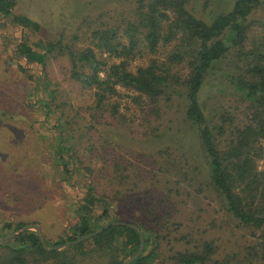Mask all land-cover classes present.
<instances>
[{
    "label": "trees",
    "instance_id": "trees-1",
    "mask_svg": "<svg viewBox=\"0 0 264 264\" xmlns=\"http://www.w3.org/2000/svg\"><path fill=\"white\" fill-rule=\"evenodd\" d=\"M133 4L130 18L92 30L89 45L81 47L76 40L30 42L24 31H39V23L14 13L17 0H0V28L21 30L18 41L11 34L7 37L14 45L12 49L4 47L5 65L17 70L27 85L22 114L14 116L0 107V124L4 120L6 124L10 120L28 121L31 115L40 113L42 128L48 133L52 122L53 130L49 137H40L41 143H46L45 150L50 152L49 163L58 169V183L71 188L73 223L64 237L46 244H66L117 221L112 214L122 201L125 208L135 206L146 215V219L133 222L143 234L144 249L132 264H264V0H233L230 8L228 5L209 22L188 10V0H134ZM160 48H168L163 59L157 56ZM51 59L67 60V78L92 91L93 103L83 113L60 99L64 95H59L57 88L44 86ZM226 59L232 73L224 75L225 82L243 110L239 122L222 114L218 123L207 115L200 93L211 72L219 70L218 65ZM138 61L143 64L134 65ZM34 70L37 77L30 73ZM120 89L137 93L130 99L139 107L143 98L147 100L149 112L131 118L143 123L161 119L160 103L169 105L179 100L182 122L194 135L205 168L204 186L217 207L216 214L224 217L220 227L230 230L229 238L198 237L196 221L192 225L184 222L185 215L180 217L179 210L168 205L184 204L190 194L182 187L187 192L182 196L179 184L187 182L191 188L196 181L189 177L195 166L183 153L179 155L183 161L177 162L182 170L177 171L184 181L166 189L167 201L153 199L143 209L138 204V197L149 195L147 190L157 178L155 155L170 153L167 148L151 152L145 148L146 152L140 154L141 149H135L134 144L137 138H132L134 143L127 140V144H119L123 153L112 160L94 153L92 145L87 147L91 164L99 165L100 173L105 172L108 186L95 183L90 164L84 165L81 159V145L99 116L108 115L126 126L127 117L117 101ZM31 129L40 136L39 128L33 125ZM157 131L154 128L152 133L140 136L158 139ZM150 142L147 138L146 143ZM140 159L144 164L148 159L153 161L145 172L138 164ZM39 163H45L43 155ZM197 191H202L201 185ZM25 225L3 220L0 238ZM207 226L204 233L217 228V220ZM87 245L91 248L84 251ZM139 246L134 229L112 226L67 251L47 252L37 233L26 231L0 246V264H46L50 259L58 260L55 264H84L85 258L96 264H122L136 254ZM80 248L81 262L68 257L67 253Z\"/></svg>",
    "mask_w": 264,
    "mask_h": 264
},
{
    "label": "rangeland",
    "instance_id": "rangeland-1",
    "mask_svg": "<svg viewBox=\"0 0 264 264\" xmlns=\"http://www.w3.org/2000/svg\"><path fill=\"white\" fill-rule=\"evenodd\" d=\"M232 1L188 0L187 8L196 17L209 22L213 16L228 9V5L230 8ZM133 3L134 0H17L14 13L26 15L39 23V31H24L30 42H46L58 39L63 42H73L76 40L77 46L84 47L89 45L88 36L92 30L118 25L130 18L134 7ZM9 34L18 41L21 38V30L12 31L9 26L0 28V107L7 108L15 116L19 113L22 114L23 109H25L21 105V101L23 93L26 94L27 85L17 70L15 71L13 67L5 65L4 47L7 46L12 49L14 45L13 41H8ZM167 49L160 48L157 56L163 59ZM228 61L229 59L222 61L218 65L219 70L216 69L211 72L200 93V101L206 107L207 115L218 123H220L219 117L222 114L231 116L232 119L239 122L243 110L242 104L231 92L229 83L225 82L224 75L228 76L232 73ZM142 64V61L134 63V65ZM31 67V65L28 66V68ZM67 67V60L51 59L46 67L47 78L44 86L46 85L50 89L57 88L59 95H64L60 96V99L70 102L74 108H80L83 113L87 106L93 103L92 91L84 90L70 81L67 78ZM30 73L34 77L38 76L37 70ZM40 75L42 73L39 71ZM120 93L121 98L117 101L120 103L122 113L127 117L126 126H120L121 124L117 120L108 117V115H104V118H99V116L96 122L92 124V131L90 130L83 138L81 145V159L84 165L90 164L92 173L96 176L95 183L101 187L108 186V181L103 176L106 175L105 172L100 173L98 171L100 166L91 164L87 147L92 145L94 153L98 152L112 160L119 152L123 153L119 144H127V140H129V144L134 143L132 138H137V142L134 144L135 149L136 147L141 149L138 150L140 154L146 152L143 150L145 148L149 149L150 152L151 149L163 151L167 148L168 153H170L169 156L155 155L154 166L157 178L153 180L151 188L147 190L149 195L145 194L138 197L140 198L138 204L143 209L153 199L167 201L169 197L165 193L166 189L176 186L177 181H182L179 179L182 176L177 171L182 170V167L177 162L183 161L179 157L183 153L191 166H195L193 171L189 173V177L196 181L191 188L187 186V182L184 184L180 182L178 187L181 195L186 196L187 193L181 189L183 187L189 191V199L184 204L171 206L168 203V205L173 209H178L180 217L185 215L183 217L184 222L192 225L196 221L198 237L204 235L214 238L220 237L223 240L229 238L230 230L225 229V226L220 227L224 217L221 214H216L217 207L204 186L206 182L205 168L200 160L197 141L187 125L182 122L181 109H178L179 100H175L169 105L160 103L161 119L156 122L143 123L137 119L133 121L131 118H133L132 115L139 118L149 112L151 107L147 100L143 98L139 107L130 99L137 93L124 89H120ZM151 118L154 120L155 116L151 115ZM42 120V115L38 113V115H31L28 121L15 120L11 122L10 120L6 124L4 120V123L0 124V223L3 220L16 223L21 221L25 222L26 225L37 226L41 229V234L46 243V241H56L68 232V227L73 223V205L72 201L69 202V199L72 200V196L69 195L71 188L68 185L58 183V179H60V175L57 173L58 169L56 166L53 167V163H49L50 152L45 150L46 143L45 145L41 143L40 137L42 135L49 137L50 131L53 130L52 122H49L47 133L42 128L44 126ZM33 125L36 129H40V136L33 134L31 129ZM154 128H158L156 135L159 138L147 137L151 142L146 143V136L141 137L140 134L152 133ZM137 133L139 134L137 135ZM42 155L45 163L40 166L39 161H41ZM151 163H153L151 159H148L147 164H144L141 159L138 161L143 172L150 168ZM165 169L169 172H166ZM200 185L202 191H197ZM114 188H117L116 181ZM207 195L208 197H206ZM129 199L132 198L129 197ZM112 215L117 219L115 222L125 221L124 223L131 222L129 224L133 225H135L133 222L146 219V215L139 210L137 211L135 206L125 208L122 201L117 206L116 214L114 212ZM214 219L217 220L218 227L211 228L208 233H204L203 230L208 228V222ZM90 246H84L83 250H89ZM71 247L58 252L67 251ZM67 255L69 258H76L81 262V248L69 252ZM84 261V264H96L91 258H85ZM57 262L56 259H50L46 264Z\"/></svg>",
    "mask_w": 264,
    "mask_h": 264
},
{
    "label": "water",
    "instance_id": "water-1",
    "mask_svg": "<svg viewBox=\"0 0 264 264\" xmlns=\"http://www.w3.org/2000/svg\"><path fill=\"white\" fill-rule=\"evenodd\" d=\"M112 226H122V227H128V228H131V229H134L138 235H139V240H140V246H139V249L138 251L136 252V254L134 256H132L131 258H129L128 260H126L125 262H123L122 264H132L143 252V249H144V237H143V234L141 232V230L133 225V224H129V223H124V222H110L104 226H102L101 228L83 236V237H80L74 241H71L67 244H64L63 246H54V247H48L45 243V240L41 234V229L37 226H34V225H26V226H23L22 228H20L19 230H17L16 232L4 237V238H1L0 239V246L3 245L4 243H6L7 241H10L11 239L21 235L22 233L26 232V231H34L37 233L38 235V238H39V241L43 247V249L47 252H53V251H62L64 249H67L73 245H76V244H79L81 242H84L86 240H90L92 238H94L95 236H97L98 234L104 232L105 230L109 229L110 227ZM194 264H201V263H194Z\"/></svg>",
    "mask_w": 264,
    "mask_h": 264
}]
</instances>
